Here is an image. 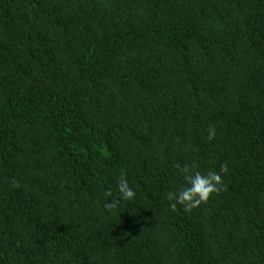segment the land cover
Here are the masks:
<instances>
[{"label": "trees", "instance_id": "1", "mask_svg": "<svg viewBox=\"0 0 264 264\" xmlns=\"http://www.w3.org/2000/svg\"><path fill=\"white\" fill-rule=\"evenodd\" d=\"M0 264H264V0H0Z\"/></svg>", "mask_w": 264, "mask_h": 264}, {"label": "clouds", "instance_id": "2", "mask_svg": "<svg viewBox=\"0 0 264 264\" xmlns=\"http://www.w3.org/2000/svg\"><path fill=\"white\" fill-rule=\"evenodd\" d=\"M208 136L209 139L215 136V129H210ZM177 168L184 176L188 186H181L178 191L169 192L168 198L173 201L171 204L173 208H176L177 205H182L185 211H191L192 209L199 207L202 203L208 201L209 198L219 190L218 186L222 184V176L220 173H226L228 171L226 164L221 166L220 172H193L188 165H185L182 168L180 165H177ZM117 191L119 196L111 201H107L105 203L106 208H116L123 201H132L136 196V192L129 184L126 173L122 172L117 183ZM107 195L111 196L112 193L109 192Z\"/></svg>", "mask_w": 264, "mask_h": 264}]
</instances>
